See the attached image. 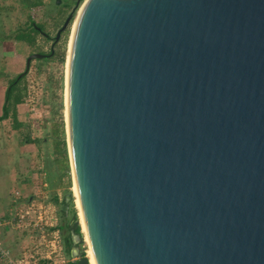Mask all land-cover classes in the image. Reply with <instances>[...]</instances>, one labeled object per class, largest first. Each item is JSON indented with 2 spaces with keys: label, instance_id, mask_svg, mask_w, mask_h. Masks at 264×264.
Instances as JSON below:
<instances>
[{
  "label": "water",
  "instance_id": "obj_1",
  "mask_svg": "<svg viewBox=\"0 0 264 264\" xmlns=\"http://www.w3.org/2000/svg\"><path fill=\"white\" fill-rule=\"evenodd\" d=\"M67 101L95 264H264V0H89Z\"/></svg>",
  "mask_w": 264,
  "mask_h": 264
},
{
  "label": "rangeland",
  "instance_id": "obj_2",
  "mask_svg": "<svg viewBox=\"0 0 264 264\" xmlns=\"http://www.w3.org/2000/svg\"><path fill=\"white\" fill-rule=\"evenodd\" d=\"M30 1L36 0H0V38L2 32L11 36L14 30L16 33L18 32L16 28H20L22 32L31 24L41 26L42 31L47 34V36H43L40 33H35L32 44L23 42L17 44L21 52L20 64L11 73H5V86L7 87L9 80L15 75L23 72L16 84L22 94L18 104V115L21 122L18 131L19 139L33 137L37 140L34 145L39 158L35 160L36 163H30V165L34 167L42 163V168L48 172L47 178L44 179L46 189L48 197L51 192L57 195V204L53 203L58 213L63 194L68 192L73 185L70 156L67 159V165L69 164L67 169L69 184H67L68 178L64 175L61 158L55 148L56 144L58 146L61 144L59 143L61 140L64 145L67 142L68 148L65 112L68 43L75 17L85 0H39V3L33 6L29 5ZM72 8H74V12L69 24L60 32L56 42L52 43L56 30ZM35 52L48 55L31 59L25 69V57ZM66 146H64V150ZM1 182L3 179H0ZM1 184L0 195L3 190H6L3 185L7 183L2 186ZM10 186L13 187L14 183ZM18 187L25 194H28L31 189L30 184ZM71 208L74 209V215H72ZM77 209L74 199V202L69 203L64 214H60V218L71 224L72 217L79 219ZM78 227L81 235H78L79 241L75 243V246H77V251L81 255L83 254L82 256L87 255L90 261L89 244L84 239L81 224H78Z\"/></svg>",
  "mask_w": 264,
  "mask_h": 264
},
{
  "label": "built area",
  "instance_id": "obj_3",
  "mask_svg": "<svg viewBox=\"0 0 264 264\" xmlns=\"http://www.w3.org/2000/svg\"><path fill=\"white\" fill-rule=\"evenodd\" d=\"M44 179V174L39 172L28 194L18 189L11 192L9 206L0 215V262L3 264L72 262L64 251L59 216L55 204L48 197ZM8 230L17 233L22 240L15 256L2 240V233Z\"/></svg>",
  "mask_w": 264,
  "mask_h": 264
},
{
  "label": "crops",
  "instance_id": "obj_4",
  "mask_svg": "<svg viewBox=\"0 0 264 264\" xmlns=\"http://www.w3.org/2000/svg\"><path fill=\"white\" fill-rule=\"evenodd\" d=\"M16 30L18 32L16 33L14 30L11 36L2 32L0 38V179H3L2 184H0L2 186L7 183L3 185L6 190H3L2 195H0V215L4 214L8 208L10 195L13 190H19L18 186L21 185L28 186L30 184L32 187L33 181L39 172H42L45 178L48 176V172L42 168V163L34 167L30 165V163H36L35 160L39 158L34 142L26 141L27 139H33V137L24 138L23 140L19 139L18 131L20 130L21 122L18 115V104L20 102L15 105L16 123H13L10 116L1 117L6 91L5 73H11L20 64L21 52L17 44L21 42L27 44L19 38L20 28H16ZM12 183H14V188L10 186ZM12 188L13 190L10 192ZM2 240L11 255L15 256L22 245L19 235L8 230L2 233ZM0 264L3 263L0 262Z\"/></svg>",
  "mask_w": 264,
  "mask_h": 264
},
{
  "label": "trees",
  "instance_id": "obj_5",
  "mask_svg": "<svg viewBox=\"0 0 264 264\" xmlns=\"http://www.w3.org/2000/svg\"><path fill=\"white\" fill-rule=\"evenodd\" d=\"M38 3H39V0L30 1L29 5L33 6V5H36ZM35 26L41 29V26H39L37 24H31L27 29H24V31H22L20 33L19 38L21 40L25 41L27 44H32L34 42V34L38 33V30L35 28ZM60 57H62V56L60 55ZM19 80H20V77H18V75H15V77H13L12 79L9 80L7 87H6L5 95H4L3 113L1 116L2 118H6L7 116H10L13 123H16L15 105L17 103H19L21 101V98H22L20 88L16 85ZM26 141L37 142V140L34 138L33 139H27ZM59 143H61V144H59V146L56 144L55 148H56L57 154L61 158V164H62L61 168L63 169L64 175H66V177L68 178L67 184H69V173L67 170L69 164L67 165V157H66V152L64 150L65 145H64L63 140H61ZM65 144H66V142H65ZM57 199H58L57 195L54 192L53 193L51 192L50 200L52 202H54L55 204H57ZM61 201H62V199H61ZM71 211H72V215H74V209L73 208H71ZM60 214L63 215L64 212L59 210L58 211L59 217H60ZM79 227H78V225H76L74 232L80 236L81 234L79 233ZM59 228H60V231L62 233V230L68 229V225L66 223L59 224ZM61 238H62V244H63L64 251L66 254H68L70 244H71L70 237L68 234H66L63 237L61 236ZM69 264H72V263H69Z\"/></svg>",
  "mask_w": 264,
  "mask_h": 264
},
{
  "label": "bare ground",
  "instance_id": "obj_6",
  "mask_svg": "<svg viewBox=\"0 0 264 264\" xmlns=\"http://www.w3.org/2000/svg\"><path fill=\"white\" fill-rule=\"evenodd\" d=\"M88 2H89V0H85L84 3H83V5L80 7V9L77 12V15L75 17V20H74V23H73V26H72L70 40H69V43H68L67 60H66V64H67V75H66V100H65L66 129H67V141H68V148L66 146V149H67V153L69 152L68 157L70 156V144H69V132H68V101H67V86H68V74H69V58H70V52H71V46H72V40H73L74 30H75V27H76V24H77L79 15L81 13V10L84 8V6ZM70 162H71V157H70ZM70 169H72V163H71V168ZM72 175H73V170H72ZM70 191L72 192V195H73V202H74V199H75V202H76V205H77V208H78L77 209L78 210V217H79L78 224H81V226H82V232L84 233V236H85L84 239L89 244V240H88V236H87V233H86V228H85V224H84V220H83V216H82V212H81V208H80V204H79L78 193H77V188H76V184H75V181H74V177H73V185H72V188L70 189ZM89 252H90V256H89L90 261H89L87 255H86V258L88 259L89 264H95L94 258H93L92 252H91L90 244H89Z\"/></svg>",
  "mask_w": 264,
  "mask_h": 264
},
{
  "label": "flooded vegetation",
  "instance_id": "obj_7",
  "mask_svg": "<svg viewBox=\"0 0 264 264\" xmlns=\"http://www.w3.org/2000/svg\"><path fill=\"white\" fill-rule=\"evenodd\" d=\"M35 28L38 30V33L42 34L43 36H47V34H45V33L42 31V29H40V28H38V27H36V26H35ZM58 37H59V36H58ZM57 39H58V38H57ZM57 39H56V40H57ZM56 40H54V37H53V39H52V43L56 42ZM51 45H52V44H51ZM50 51H51V48H50ZM40 54L43 55L42 57L48 55V54H43V53H40ZM28 55H29V54H28ZM28 55H27V56H28ZM27 56H26V57H27ZM26 57H25V59H26ZM40 58H41V57H40ZM61 219H62V220H61ZM59 223H60V224L66 223V224L68 225V229H64V230H62V233H61L62 235H61V236L63 237V236H65L66 234L69 235V227H70L71 224H68L67 222H64V221H63V218H60V217H59ZM69 237H70V235H69ZM70 240H71V239H70Z\"/></svg>",
  "mask_w": 264,
  "mask_h": 264
}]
</instances>
